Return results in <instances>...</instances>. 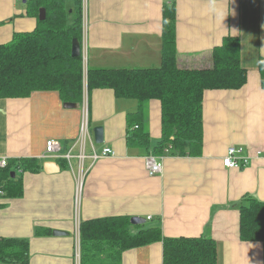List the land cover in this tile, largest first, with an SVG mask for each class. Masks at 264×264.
Wrapping results in <instances>:
<instances>
[{
  "label": "crops",
  "instance_id": "crops-1",
  "mask_svg": "<svg viewBox=\"0 0 264 264\" xmlns=\"http://www.w3.org/2000/svg\"><path fill=\"white\" fill-rule=\"evenodd\" d=\"M85 1L83 76L85 69L87 73L160 65L163 4L171 0ZM172 1L178 67H210L213 47L227 35H238L247 83L239 90L204 91L201 156L164 155L162 171L156 175L146 170L149 154L126 144V114L136 110L134 99L117 98L112 89L87 93L88 137L82 147V102L65 107L57 91L0 98V158H36L41 165L37 173H23L21 197L0 198V238L28 239V264H76L77 221L114 215L148 219V227L160 226L165 237H210L216 242V264H264V242L239 238L238 211L245 196L264 201V89L258 70L264 56V0ZM66 5L73 7L72 0ZM214 5L224 11L214 12ZM0 22V44L36 26L24 0H0ZM79 43L83 60L82 40ZM145 122L153 146L160 137L158 100L147 103ZM95 126L103 127L99 144L94 141ZM48 139L60 141L62 152L71 149L73 155L69 162L60 159L64 166L55 160L59 170L54 173L42 167L48 161L41 158ZM105 147L113 155L95 160L89 156ZM229 147L241 148L239 156L247 157L248 164L224 167ZM79 152L85 153L82 159ZM54 230L63 234L54 235ZM162 260L159 241L123 252L121 264H163Z\"/></svg>",
  "mask_w": 264,
  "mask_h": 264
},
{
  "label": "trees",
  "instance_id": "trees-1",
  "mask_svg": "<svg viewBox=\"0 0 264 264\" xmlns=\"http://www.w3.org/2000/svg\"><path fill=\"white\" fill-rule=\"evenodd\" d=\"M72 3L68 7L66 0H24L27 15L36 18V26L28 32H15L10 41L0 44V98L57 91L65 103L82 102V59L71 56L72 40L81 42V0ZM40 8L45 10L43 20L38 19ZM176 36V7L171 0L163 4L160 65L87 69L86 88L88 94L94 89H112L117 98L137 101L136 110L126 114L128 147L155 157H198L203 146L204 91L239 90L247 83V71L240 63L238 35H227L213 47L208 68L178 67ZM258 70L264 89V56L258 60ZM150 100L160 103V137L153 146L145 122ZM58 163L64 166L63 160ZM39 171L36 158L8 159L0 167V198L21 197L23 173ZM238 211L240 240L264 242V201L245 196ZM130 218L114 215L80 221V264H121L123 252L159 241L163 264H216L214 239L204 235L165 237L160 226L132 225ZM133 226L138 228L136 232L131 230ZM29 259L28 239L0 238V264H28Z\"/></svg>",
  "mask_w": 264,
  "mask_h": 264
},
{
  "label": "built area",
  "instance_id": "built-area-1",
  "mask_svg": "<svg viewBox=\"0 0 264 264\" xmlns=\"http://www.w3.org/2000/svg\"><path fill=\"white\" fill-rule=\"evenodd\" d=\"M85 0H82V15H85V11L83 10ZM83 15V16H84ZM85 29L83 30V32ZM82 44H81V52L83 53V60L82 62H86V41L85 35L82 37ZM82 106H83V122L81 124L80 135L78 138V143L83 147L85 139L88 137V98H87V88H86V69L83 76V98H82ZM63 146L60 141L55 139H48L45 142V148L41 155V158L44 160L55 161V160H66L69 162L70 158L73 156L71 153V149L67 152H62ZM241 148L229 147L225 156L222 159V163L226 168H241L248 164V158L245 156H239L241 153ZM78 157L82 159L85 155L83 152H79ZM113 155V151L111 148L105 147L102 149L101 153L97 154L94 151L91 152L89 155L93 160L102 157V156H109ZM7 158L2 157L0 158V167H5L7 165ZM145 166L146 170L149 175H156L162 171V158L155 157L153 155H148L145 159ZM78 187V192L81 190V184ZM76 246H75V262L76 264H80V237H79V223L77 221V231L75 236Z\"/></svg>",
  "mask_w": 264,
  "mask_h": 264
},
{
  "label": "water",
  "instance_id": "water-1",
  "mask_svg": "<svg viewBox=\"0 0 264 264\" xmlns=\"http://www.w3.org/2000/svg\"><path fill=\"white\" fill-rule=\"evenodd\" d=\"M44 18H45V10L44 8H40L39 13H38V19L43 20ZM79 55H80V43H79V40L75 38L72 40V44H71V56L75 57ZM64 106L68 108H72V107H75V104L74 103H64ZM92 132H93L95 143L97 144L102 143L103 142V127L95 126L92 129ZM42 167L46 173H54L59 170V165L55 161H49V160L45 161ZM12 176H14L13 173H12ZM130 222L132 225H139V224H143L145 222V219L143 217L133 216L130 218ZM53 233L54 235L63 234V232L59 230H54Z\"/></svg>",
  "mask_w": 264,
  "mask_h": 264
},
{
  "label": "clouds",
  "instance_id": "clouds-1",
  "mask_svg": "<svg viewBox=\"0 0 264 264\" xmlns=\"http://www.w3.org/2000/svg\"><path fill=\"white\" fill-rule=\"evenodd\" d=\"M217 10L219 11H224L223 8H220L219 5H214L213 6V11L216 12ZM227 16V14L224 15V18ZM224 20V19H223Z\"/></svg>",
  "mask_w": 264,
  "mask_h": 264
},
{
  "label": "rangeland",
  "instance_id": "rangeland-1",
  "mask_svg": "<svg viewBox=\"0 0 264 264\" xmlns=\"http://www.w3.org/2000/svg\"><path fill=\"white\" fill-rule=\"evenodd\" d=\"M81 40H82V38H81ZM161 158H162V156H160ZM223 164V163H222ZM224 166V165H223ZM146 220V219H145ZM148 220V219H147ZM146 220V222L143 224V227H148V225H150V224H152V222H150V221H147Z\"/></svg>",
  "mask_w": 264,
  "mask_h": 264
}]
</instances>
